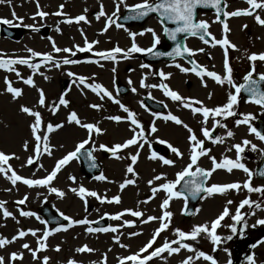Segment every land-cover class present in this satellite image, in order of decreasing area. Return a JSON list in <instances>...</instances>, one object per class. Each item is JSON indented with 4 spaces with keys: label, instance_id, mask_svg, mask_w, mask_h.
Segmentation results:
<instances>
[{
    "label": "rangeland",
    "instance_id": "374dc122",
    "mask_svg": "<svg viewBox=\"0 0 264 264\" xmlns=\"http://www.w3.org/2000/svg\"><path fill=\"white\" fill-rule=\"evenodd\" d=\"M131 1L137 2L139 0ZM227 2L233 4V0H227ZM116 3L117 0H39L40 10L48 12L49 15L44 18L35 16L34 19L33 17L38 10L36 0H11V3H0V18L13 21L12 24L0 23V58H27L30 56L27 50L33 49L40 53H51L57 61H62L64 57L78 61L76 64L68 65L61 63V66L56 68L52 67L50 63H45L43 57L40 56L32 57L30 60V63L40 64V68L35 72L27 65L17 64L13 66L23 78L26 79L31 76L35 86L24 84L15 72L0 69V151L8 155L14 154L8 161V165L18 175L27 179H42L47 176L60 158L67 152L73 151L79 142L89 138L88 130L75 123L67 122L69 114L75 111L82 123L96 124L102 130L100 133L93 130L91 140L85 147L91 148L102 165V173L96 177L101 174L106 177L104 180H99L96 177L86 176L79 159H73L63 166L57 176L46 186H28L22 181H17L13 185L4 174L0 173V201H4V207L13 214L10 217H4L3 209H0V236H11L12 238L16 236L17 239L12 242L18 244L11 247L7 245L0 247V256L4 257V264H26L24 262L25 256H28L29 262L27 264H44V257L49 258L47 264H67L70 259L75 260L77 264H104L105 256L106 264H120L122 258L137 253L160 226L158 220L142 223L148 216L161 217L164 211H170L173 214L170 222L165 220L169 226L156 238L152 249L148 250L151 252L156 247H160L165 240L170 243L173 240H179L180 238L175 232L176 229L187 233L196 225L208 224L210 226L211 222L216 220L227 207L229 215L224 217L216 228V234L221 237V243L218 246L213 244L210 236L201 233L196 240L184 239L180 241L191 245L195 251L181 248L179 253L171 255L165 251L160 256L148 261L147 264H181V261L188 256L193 257L191 264H211L210 261L203 258H196V252L199 251L212 255L217 264H229L234 257L235 246L238 242L254 239L264 230V224L257 223L258 220L264 219V193L249 192L243 187V184L248 180V176L243 170L233 169L229 172L226 169H216L208 177L207 187H211L213 184L240 183V190H228L224 194L205 193L193 216L189 218L184 217L186 200L183 196L173 197L169 201L168 208H162L161 205L163 200L167 198V193L163 189H158L153 193L152 188H158L160 184L176 180V174L189 162L191 152V142L188 140L187 129L172 121H166L163 117L169 113L179 117L184 124L193 129L198 139L205 141L204 148L208 150V154L201 156L193 169L198 166L210 171L213 168L210 157H215L218 163L223 162L225 158L237 159L238 154L233 145L242 144L245 139L257 145V151L251 150L250 145L245 146L244 152L240 153L239 157L241 162L253 172L251 185L259 187L264 186V180L256 177L255 167L263 155L259 149H264V142L249 132L248 125L240 124L237 126L236 124L237 120L251 114L252 119L249 123L254 127V120L255 117L259 116V110L252 104L239 101L237 106L239 116L235 114L220 120V117L210 115L205 123L201 113L199 115L193 114L192 110L184 108L181 102L173 101L171 97L164 95L161 88L151 87V85L160 84L155 77L156 74L160 71L165 74L170 73L171 75H166L164 80L174 91L182 97L192 98L195 101L203 100L204 105L210 108L222 106L228 101L231 88H229L227 81H225V85L229 89L226 96L220 90L215 93L218 98H209L210 90L215 88L217 91L222 84L213 80L209 82L208 87L201 88L198 92V78L192 74L185 75L181 69L187 67L182 63L180 69H176L173 62L146 63L141 58L142 53L128 55L127 51L117 53L115 60L97 58L100 57L97 53L106 52L116 46L127 50L131 48L133 42L141 48H150L154 41L152 33L145 31L148 28L154 29L161 40L162 26L159 20L154 17L143 25L118 28L116 24H112L107 31H102L106 24V17L96 19L100 6L102 4L104 11L111 15L116 11ZM128 3L129 1L126 0L127 5H129ZM60 5H64L62 10L64 15H54L53 13L59 10ZM237 5L242 4L238 3ZM124 9H126L125 4H120L117 17ZM234 9L236 7L233 5L230 11L232 12ZM238 9H245V5L239 6ZM13 11L16 13L15 17L12 15ZM81 14L86 15L87 22L76 23L74 20L72 23L66 22L68 19ZM257 14L264 19V10L260 9L255 10L253 15H248L246 18L241 16L233 18L231 43L235 45V48L232 47L230 57L218 51L215 45L213 46L212 54L209 55L211 60L208 63L213 65L212 68L217 74L227 75L225 59L233 70L234 82L237 81L238 83L244 74L252 70L253 66L256 72L264 74V61L259 59L250 61L248 59L252 54L264 53V26L257 27L260 25L255 20ZM16 17L23 19L19 20ZM117 17L113 19L116 20ZM25 25H34L38 30L25 27ZM6 27L20 28L21 36L16 40L9 38L3 33V29ZM39 28L42 31H39ZM46 29L48 31H45ZM248 30L251 32L250 35L247 33ZM130 33H137L134 41ZM139 33H143V35ZM86 40L88 43H92V50L77 51V46L86 48ZM94 41H98V43H93ZM53 42L61 49H72L75 55L73 56L71 52H54ZM142 64L150 67L142 68ZM113 68H115V72H113ZM69 72L75 75L69 76ZM45 76L48 79H45ZM80 76L87 78L86 84L102 85L112 93L115 100H119L136 113V119L144 129V135L142 137L137 136V145L119 149L113 157L108 158L102 155V149L99 147L101 144L108 148L122 144L132 138L140 129L136 125H131L130 120L127 119H121L119 122L109 119L112 116L123 118L127 114L114 102V99L103 96V93L93 92L86 84H80L77 79ZM5 78L12 82L13 87L22 89V95L19 98L14 100L12 95L6 92ZM63 79H68L70 82L65 92L61 91ZM118 81L130 87L127 96L118 95L116 91ZM189 83L190 85H188ZM133 88L136 89L135 92L132 91ZM41 89L45 94V106L38 104L39 90ZM145 94L165 102L166 110L159 113L148 109L142 99ZM61 95L65 96L69 104L67 107L60 106L53 114L50 109L54 103H58ZM93 104L101 105V107L94 109L90 107ZM22 105L29 106L41 113L44 122L41 135L44 134L47 123L63 124L62 128L48 134L49 144L52 146L51 156L43 152L41 148V154L38 158L35 157L36 141L30 130V124L34 122V118L20 111ZM153 113L160 115L155 116ZM216 120L220 121V125L215 124ZM153 124L157 128L155 133L151 131ZM202 127H207L210 131L215 132L216 136L221 137L223 142H215V137L213 139L205 138L202 134ZM227 131H232L234 135L228 137ZM160 141H166L168 145L171 144L183 153L182 157H177L169 148L166 159L175 161L174 165H164L159 156L157 159L151 158L153 153L151 144ZM25 142H27V148L24 147ZM139 144H142L143 147H138ZM137 152H139L137 161L132 163L131 156ZM29 157H33L32 164H27ZM8 165L5 167L7 168ZM129 165L133 167L134 173L127 172ZM156 175H162V179L155 181ZM70 177H75V181L71 180ZM126 179L133 180L134 183L121 189L120 185ZM150 180H153L152 185L148 183ZM81 185L90 191H95L100 199L93 196L82 198L78 192L71 191L73 188L78 189ZM178 186L179 184L176 186V191ZM53 187L63 191L64 196L61 197L52 192L51 188ZM114 196L120 197L119 203L108 202ZM25 197H27L25 203L19 204L18 201L25 199ZM246 198L254 203L251 207L245 205L240 208L243 219L237 222L232 219V216L236 214L240 203ZM45 201H48L55 210L73 220L86 218L92 223L88 225L75 224L67 228L66 231L52 232L46 241H42L46 247L39 249L43 232L60 227L42 223L44 219L40 215V207ZM228 201H232V203L229 204ZM256 204H259L260 207H256ZM126 209L141 211L144 216L133 217L125 211ZM21 211L35 213L40 219L38 220L36 216H22ZM117 213H123L121 218L119 220L111 219V216ZM102 217L109 220L108 227H116L118 231L116 233L111 231L87 232L86 229L88 227L95 228L93 222ZM125 221H132L133 223L129 226L125 224ZM67 224L68 221L63 225L67 226ZM232 225L236 227L235 233L232 231ZM30 229L36 230L35 236L31 234ZM21 230L28 234L24 237H18V232ZM134 232L139 233V235H130ZM116 236H119V242L114 239ZM229 236L231 239H227ZM23 244H28L29 248L36 252V258H33L32 251L22 247ZM84 245L94 249V251L83 253L76 251ZM121 245L126 247H121ZM57 246H59V251L56 250ZM172 246L177 247L178 245L173 244ZM37 249L39 250L37 251ZM14 252L22 253V259L18 258L12 261L10 255ZM242 253L245 256L242 264H249V256L254 258L255 264H264V240L249 252L245 251L244 248ZM147 254L141 253V258ZM124 264H135V262L125 260Z\"/></svg>",
    "mask_w": 264,
    "mask_h": 264
},
{
    "label": "snow or ice",
    "instance_id": "6c2138e0",
    "mask_svg": "<svg viewBox=\"0 0 264 264\" xmlns=\"http://www.w3.org/2000/svg\"><path fill=\"white\" fill-rule=\"evenodd\" d=\"M5 2L11 3V0H0V3H5ZM246 2L250 6L249 9H237V10L232 11V12H225V15H227V16L253 15V12L256 9L264 10V0H259V2H258V0H246ZM36 3H37V9L38 10L35 13L33 19L35 18V16H39L41 18L48 16L49 15L48 12L40 10L39 0H36ZM120 4H125L127 11L129 13H131L130 16H126V17H124V19H142V18L149 16L150 14H157L159 22L163 27V33L171 41H176V44H175V47H173L172 51H170V52H167V53L154 52L153 53V49H155L156 46L158 44H160V36L155 32L154 29L148 28L145 31L152 33L153 41H154L150 48H141L135 42H133L131 48H129L127 50L121 49L119 46H116L113 49L108 50L106 52L97 53L98 56H100L104 59H107V60H115L117 53H122L125 51H127L128 55H131L132 53H143V52L152 53L153 55H156V56L167 55V56H172V57H182V56H184L185 53L192 55L193 54L192 49H190L186 46H182L181 43L178 42V35H180V34H190L192 36L199 35V38L204 43H206V44L209 43V41L207 39H205V36L210 35V33H208L209 25L206 21L197 20V11L196 10L199 6H204V7L211 6L212 8L216 9L217 13H219L221 10V6H222L221 0H141L140 3H136L133 5H127L126 0H117L116 11H114L111 15H108L104 11L102 4L100 6L99 12L96 14L97 20H99L101 17H106V24H105L104 29H102V31H107L108 27H110L112 24H116V26L118 28L123 27V25L116 23V20L113 19L114 17H117V13L119 12ZM63 7H64V5H60L59 10L53 14L58 15V16L64 15V13L62 11ZM85 12H87V9H85ZM12 15L15 17L16 13L13 11ZM16 18L19 20L23 19L21 17H16ZM217 19H219V15L217 16ZM73 20L76 23H79L81 21L87 22L86 15H84V14L78 15L74 18H70L66 22L72 23ZM255 20L260 25H264V19H262L260 17V15H258V14L255 15ZM169 22L171 24H174L175 27H168L167 24ZM0 23L12 24L13 21L10 19H6V18H0ZM25 27H32L34 30H38L35 28L34 25H25ZM245 27H246V25H245ZM223 31H224V33H227L229 31L226 23L223 26ZM139 34L143 35V33H139ZM130 35L132 36L133 41H134V38L137 35V33H130ZM93 43H98V41H94ZM215 43L220 44V45H224V46H228L230 44V42L226 36L223 39L216 40ZM52 47H53V51L56 53H59V52L69 53V52H71V54L73 56L75 55V52H73L72 49H69V48L61 49V48L57 47L54 42L52 44ZM231 47L235 48V45H231ZM76 50L81 51V52L91 51L92 50V43H88L86 40V48L77 46ZM27 51L30 53V56L27 58H25V57L9 58V59L0 58V69H6L9 72H15L16 76L18 78L22 79L24 84L29 85V86H35V82H34L33 78L31 76H29L26 79L23 78L21 76V74L13 67L14 65H17V64L27 65L29 68L33 69L35 72L36 70H38L40 68V64L39 63H30V60L32 57H40V56L43 57V61L45 63H50L52 67H56V68H59L61 66V63H63L64 65L78 63L77 60L69 59L68 57H64L62 59V61H57L54 59V57L51 53H40V52L34 51L33 49H28ZM197 51L203 52L204 49H198ZM226 53H227V48H225V54ZM248 59L250 61H256L257 59H259L260 61H264V53L252 54L248 57ZM141 67L142 68H148L150 66L146 65V64H142ZM176 67L179 68L181 66L179 64H177ZM225 68L227 70L226 76H221L220 74H217L214 71H208L206 68H204L200 65H197L196 67L191 68V69H189V68H182L181 69L183 72H189V71L196 72V74L200 77L207 75L208 77L212 78L214 81H216L219 84H224L225 81H227V83L229 85H231L232 88H234V92L229 93L227 103H225L222 106H217L215 108L193 107V103L202 104V102L201 101H193L192 98L182 97L176 91L170 90L169 87L164 83H161L159 85H151V87H159V88L163 89L165 95L171 97V99L173 101L181 102L182 106L184 108L191 109L193 114L201 113L203 118H204L205 123H206V121L210 115H212L213 117H230V116L235 115V112L233 109H234V106L237 105L238 96L241 94L242 91L248 94L249 102H252V103H255L261 107H264V89L261 88V82L264 81V74H260L258 80L253 78V73L255 71V67L253 66L252 70L249 71L242 78L243 82L237 84L233 80V77H232V71L233 70L228 65L227 59H225ZM197 69H199V70L197 71ZM113 72H115V68H113ZM68 75L74 76L75 74L69 72ZM158 75L161 77H166V75L170 76L171 74L170 73L165 74L163 71H160L158 73ZM45 79H48V77L45 76ZM77 79L79 80L80 84H86L87 78L80 76ZM5 85H6V89H5L6 92L10 93L14 100L19 98L22 95V89L17 88V87H13L12 82L9 81L7 78H5ZM86 86L88 88H90L93 92H96L97 94L103 93V96H107L110 99H114L112 97V93L109 92L106 88H104L100 84L92 83V84H86ZM142 86H145V85L142 84ZM204 86H206V84ZM132 91L135 92L136 89L133 88ZM103 96H101L102 99H103ZM114 102L122 108V110L127 114V116L123 117V118L120 116H112V117H109V119L114 120L116 122L121 121V119L130 120L131 125H136L140 130L138 133L133 135L132 138L126 140L122 144H116L114 147H111V148H108L106 145H103V144H101L99 146L101 149H106L107 151L111 152L113 155H115L119 149H124V148L131 146V145H137L138 144L137 136L142 137L144 135V129L140 125V122L136 119V113L131 111L125 105H123L119 100L114 99ZM38 104L41 106H45V94H44L42 89L39 90ZM68 104H69V101L67 99H65L64 95H61L59 97L58 103H54L50 110L53 112V114H55V112L59 109L60 106L67 107ZM90 107H92L94 109H99L101 107V105L93 104V105H90ZM20 111L34 118V122L30 124V130L34 136L35 141H36V144L34 147L35 157L36 158L39 157V155L41 154V148L43 149V152H46L49 156H51L52 155V151H51L52 146H50V144H49V135L48 134L62 128L63 124L57 123V124L53 125L51 122H49L46 124L44 134L41 135L40 134L41 128H42V125L44 124V122L42 120L41 113L39 111H36L33 108H31L29 106H25V105H22L20 107ZM153 115L159 116L160 114L159 113H153ZM163 118L166 121H172L177 125H182L185 129H187V131L189 133L188 140L191 142V152H190V156H189V162L181 171H179L176 174V176H177L176 180L160 184L158 186V188L157 187L152 188L153 193H155L158 189H163L166 191L167 198H165L163 200V203L161 205L162 208L167 209L169 206V201L173 197H182L183 196V198L185 200H187L189 194L191 196H197L202 192H205L208 194H213V193L224 194L228 190H237V191L240 190V188H241L240 183L213 184L211 187H205L204 181H206L207 178L211 175V172L215 171L216 169H226L229 172H231L233 169L243 170L248 176V180L243 184V187L246 188L249 192H262V193H264V186L253 187L251 185V179L253 176V172H252V170L247 168L244 163L241 162L240 157H239V154L244 152L245 146L250 145L251 150L257 151L258 150L257 145L252 144V142L250 140L245 139L242 141V144L233 145V147L235 148V150L238 154L237 159L232 160L229 158H225L223 160V162L218 163L216 161L215 157H210V159L212 160V163H213V168L210 171H207V170L200 168L198 166L196 167L195 171H192L193 166L197 165L198 159L201 156L208 154V150H206L204 148L205 141L202 139H198L195 132L193 131V129H191L187 124H184V122L179 117L169 113L166 116H164ZM251 119H252L251 114H248V115H245L243 119L237 120L236 124H237V126H239L240 124L248 125L249 126V132L254 134L260 141H264V131L257 130V128L252 127L249 123V121ZM67 122L68 123H75L76 125L88 130L89 138L79 142L73 151L67 152L66 155H64L62 158H60L55 163L52 171L47 176H45L42 179H27V178H24V177L18 175L14 170L11 169V166L8 165V161L14 156V154L8 155L2 151H0V173L4 174L5 177L8 180H10L13 185H15L17 183V181H22L25 185H28V186H46V185H49L51 183V181L57 176L58 172L61 170V168L63 166L67 165L73 159H80L82 155H86L90 161L89 166L91 168H95L97 165L95 163V158L92 155V151L86 150L85 145L89 144L93 130L96 133H100L102 130L96 124L82 123L80 118L78 117V114L75 111H72L69 114V116L67 117ZM215 124L220 125V121L216 120ZM151 131L153 133H155L157 131V128L154 126V124L151 127ZM202 134L205 138L213 139L211 131L207 127H202ZM226 135L228 137H232L234 135V133L232 131H227ZM214 140L217 143L223 142L222 138L219 136H216L214 138ZM41 142H43V143L41 144ZM160 142L161 143H167L166 141H160ZM24 147L27 148V142H25ZM138 147H143V145L139 144ZM168 147L171 149V151L177 157L183 156V153H181L178 148L173 147L171 144H169ZM82 150H84V151L82 152ZM229 150H231V149H229ZM259 151L264 153V149H259ZM138 155H139V152H137L135 155L131 156L132 163H135L137 161ZM151 158L157 159V154L155 152H153ZM159 159L162 160L164 165H174L175 164V161H173L171 159H166L164 157H159ZM32 163H33V157H29L27 160V164H32ZM5 165H8V167L6 168ZM127 172L128 173H134V169L131 165H129L127 167ZM9 173H10V175H9ZM258 174L260 177L264 178V169L258 170ZM197 175L202 177V180L200 182H197L196 179L185 180V177H196ZM96 178L99 180L106 179V177L103 176L102 174ZM70 179L75 181V177H70ZM161 179H162V175H156L154 177L155 181H159ZM181 181L184 182L183 186H182L183 191H176L175 190L176 186L178 184H181ZM133 183H134L133 180L126 179L120 185V188L123 189L126 185L133 184ZM148 183L150 185H152L153 180H150ZM51 191L54 193H57L61 197L64 196V192L55 188V187L51 188ZM71 191L78 192V194L82 198L85 196H93V197H97L98 199H100V197L98 196V194L95 191H90V190L86 189L85 187H83L82 185L79 186L78 189L77 188L71 189ZM26 199H27V197H25V199L18 201V203L24 204ZM104 199H107V198H104ZM108 202L119 203L120 197L114 196ZM228 203L231 204L232 201H228ZM253 203L254 202L250 201V199H247V198L244 199L240 203L239 207L237 208L236 214L234 216H232V219L237 221V222H240L243 219V217L241 216V213H240V208H243L245 205H248L251 207ZM4 204H5L4 201H0V209H3L4 217L12 216L13 214L11 212H9L4 207ZM256 207H260V205L256 204ZM125 211L129 212L133 217L144 216V213L141 211H136V210H132V209H126ZM20 214L22 216H36V218L38 220L40 219L39 216H37L35 213H32V212L21 211ZM61 215L63 216V213H61ZM122 215H123V213H117L115 215H112L111 219L119 220ZM172 215L173 214L170 211H164L163 215L161 217L148 216L146 220L142 221V223H147L149 221L158 220V221H160V226L155 230L151 239L142 248H140V250L137 253H134L130 256L122 258L120 260V264H124L125 260L133 261V262H135V264H147L148 261L152 260L154 257L160 256L165 251L169 255H171L174 253H179L181 248L187 249L188 251H195V249H193L191 245H189L187 243H181L180 241L184 240V239L196 240L197 237L201 233H205L208 236H210L213 244L218 246L221 243V237L216 234V228L219 226L220 221L223 220L224 217L229 215V209L227 207H225L222 214L216 220L212 221L210 226L208 224L196 225L193 227V229L190 232H187V233L180 230V229H176L175 232L178 235V237L180 238L179 240H173L171 243L168 242L167 240H165V242L160 247H156L153 251L148 252L149 249H152L153 244L155 243L156 238L159 236V234L168 228V226H169L168 222H170V218ZM63 218H64V220L68 221L67 226L60 225V227L54 228L51 231L45 230L42 234V237L40 238L39 249H43L46 247V244L43 243L42 241H46L48 236L51 235L52 232H58L61 230L66 231L67 228H69L75 224L88 225V224L92 223V222L88 221L86 218L80 219V220H73L71 217H68V216H63ZM165 220H167L168 222H165ZM42 223L47 224L48 221H42ZM132 223H133L132 221H125V224H127L129 226H131ZM257 223L258 224H264V219L258 220ZM231 227H232V231L235 233L236 232L235 225H232ZM86 230L89 233H92V232H109V231L116 233L118 231V229L116 227H111V226H109V227H95V228L88 227ZM29 231L31 232V234L33 236L36 235V230L30 229ZM27 234H28L27 232L21 230L18 232V237H24ZM130 235L135 236V235H139V233L134 232V233H131ZM15 239H17L16 236H14L12 238V240H8L6 237L0 236V247H3L4 245L11 243ZM114 239L117 242H119V236L114 237ZM227 239H231V236H229ZM173 244H177L178 246L173 247L172 246ZM22 247L32 251L29 248L28 244H24V245H22ZM121 247H126V246L121 245ZM39 249H37V251ZM56 250L59 251V246H57ZM76 251L83 253V252H92V251H94V249L89 248L87 245H84V246L76 249ZM214 251H215V248H214ZM225 251H227V249H225ZM141 253H148V254L144 255L141 258ZM32 255H33V258H36V252L35 251H32ZM22 256H23L22 253H15L14 252V253H11L10 259L12 261H15L18 258L22 259ZM196 258L197 259L203 258L206 261H210L211 264H217V261L214 259V257L212 255H208L203 251L196 252ZM48 259H49L48 257H44V264H47ZM192 260H193V257L188 256L185 260L181 261V264H191ZM248 260H249V264H255L254 258L252 256H249ZM0 264H4V257H2V256H0ZM67 264H77V262L73 259H70L67 262ZM104 264H106V256H105ZM229 264H230V262H229Z\"/></svg>",
    "mask_w": 264,
    "mask_h": 264
},
{
    "label": "water",
    "instance_id": "95a60500",
    "mask_svg": "<svg viewBox=\"0 0 264 264\" xmlns=\"http://www.w3.org/2000/svg\"><path fill=\"white\" fill-rule=\"evenodd\" d=\"M221 10H220V12H219V14H223V10H224V7H223V0H221ZM199 8H205V9H210V10H215L216 11V9L215 8H212L211 6H208V7H204V6H199L198 8H197V13H198V9ZM217 12V11H216ZM131 15V13H129V12H127L126 13V15H124L123 17H121V19L119 20L121 23H126V24H128V23H133V22H140V23H142L143 21H145V19L148 17H145V18H142V19H124V17H126V16H130ZM151 15V14H150ZM167 26L168 27H175V25L174 24H171L170 22L167 24ZM6 32L11 36V37H14V38H16V37H18L19 36V34H20V31L18 30V29H7L6 30ZM188 35H190V34H180V35H178V42H180L181 43V45L182 46H184V44H185V37L186 36H188ZM168 41L169 42H171L172 44H173V47H175V44H176V41H171L170 39H168ZM172 47V48H173ZM172 48L170 49V50H168V51H163L162 49H160V48H157V49H155V50H153V53L154 52H164V53H167V52H170V51H172ZM182 57H185V58H187V59H189L190 58V55L189 54H187V53H185L184 54V56H182ZM145 58L147 59V60H151V61H159V60H161V59H173V58H175V57H172V56H167V55H164V56H156V55H153L152 53H148L146 56H145ZM190 61H192V62H194L193 60H191L190 59ZM264 82L262 81L261 82V84H263ZM63 89H65L66 88V86H67V84H68V82L67 81H63ZM121 88H122V91L124 92V91H126V88L124 87V86H121ZM146 100H147V103H148V105L150 106V107H152V108H154V109H156V110H158V111H160L161 109H162V106L158 103V102H155V101H153V100H151L150 98H146ZM258 129L259 130H261V131H264V122H262V123H258ZM154 149H155V151H157L158 153H162L163 152V149H164V146H161V145H154ZM86 150H89V149H86ZM84 150H82V152H83ZM107 151V150H106ZM109 155H111L112 153L111 152H107ZM81 158H82V160H83V166H84V169H85V171H86V173L88 174V175H90V176H94V175H96L97 173H99L100 171H101V167H100V165H99V163L95 160V163H96V167L95 168H91L90 166H89V164H90V161H89V159L87 158V156L86 155H82L81 156ZM260 169H264V156H263V158H262V160H261V162H260V164H259V166L257 167V175L259 176V174H258V170H260ZM260 177V176H259ZM260 178H262V177H260ZM189 179H196L197 180V182H200L201 180H202V177H200L199 175H197L196 177H185V180H189ZM183 183L184 182H182V184H181V186H180V188H179V190L180 191H183ZM204 186H205V181H204ZM204 192H202V193H200L199 195H197V196H191L190 194L188 195V202H189V204H188V208H187V210H186V216H190L192 213H193V211H194V208H195V205H196V203L198 202V200L200 199V197H201V195L203 194ZM41 214H42V216L46 219V221H48V224H54V225H59V224H62L63 222H65L66 220H64V218L61 216V215H59V214H57L56 212H54V210L53 209H51L47 204H45L44 206H43V208L41 209ZM96 225H99V226H105L106 225V222L104 221V220H100V221H98V222H96ZM264 238V233L257 239V240H255V241H251V240H249L247 243H246V247H247V249L249 250V249H251L252 247H254L261 239H263ZM241 263V260L239 259V258H237V259H235L234 260V262H233V264H240Z\"/></svg>",
    "mask_w": 264,
    "mask_h": 264
},
{
    "label": "flooded vegetation",
    "instance_id": "af4514ba",
    "mask_svg": "<svg viewBox=\"0 0 264 264\" xmlns=\"http://www.w3.org/2000/svg\"><path fill=\"white\" fill-rule=\"evenodd\" d=\"M238 1H242V0H233V4H235ZM202 18L204 20H206V22L209 25L208 28L211 30V32L213 34L218 35V36L222 35L224 37L227 36L228 33L230 34L231 20L228 17L225 18V21H223V22L219 21V19H217V16L214 14L213 15L212 14H206V15L202 16ZM225 23L227 24L228 29H229V31L227 33H224V31H223V26ZM202 42L203 41L200 38H194V40H193L194 46H196L199 49H204L203 52H200L199 56L207 55L209 53V50H210V48L201 45ZM223 47L227 48V51L230 52V44L228 46L223 45ZM188 85H190V83ZM204 85H205V82L201 79V86L206 87ZM242 100L245 101V99H243V98H242Z\"/></svg>",
    "mask_w": 264,
    "mask_h": 264
},
{
    "label": "bare ground",
    "instance_id": "6f19581e",
    "mask_svg": "<svg viewBox=\"0 0 264 264\" xmlns=\"http://www.w3.org/2000/svg\"><path fill=\"white\" fill-rule=\"evenodd\" d=\"M8 240H12V237L11 236H9V237H6ZM14 244H16V245H18L17 243H15V242H11V243H9V244H6L8 247H11V246H13ZM24 245V244H23ZM7 253L5 252V255H6ZM28 256H25V259H24V262L27 264L28 262H29V260H28V258H27Z\"/></svg>",
    "mask_w": 264,
    "mask_h": 264
}]
</instances>
